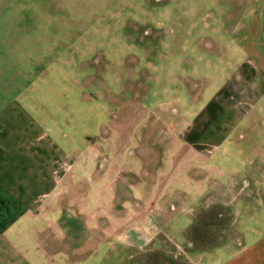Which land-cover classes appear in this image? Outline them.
<instances>
[{
  "label": "rangeland",
  "instance_id": "1",
  "mask_svg": "<svg viewBox=\"0 0 264 264\" xmlns=\"http://www.w3.org/2000/svg\"><path fill=\"white\" fill-rule=\"evenodd\" d=\"M50 64L64 68L56 71L59 83L67 75L77 83L72 106L77 88L87 93L83 130L98 133L104 114H114L115 165L104 181L100 175L85 181L84 200L96 204L102 221L94 241L99 254L89 264L102 258L103 264H151L147 208L152 215L159 209L160 188L180 187L184 205L197 208L193 189L211 184L206 162L200 172L192 155L178 167L181 177L176 156L167 166L170 145L163 140L185 137L180 126L221 89L238 87L248 66L264 71V0H0V104L12 102ZM182 207L170 208L168 218H177L168 231L191 220Z\"/></svg>",
  "mask_w": 264,
  "mask_h": 264
},
{
  "label": "crops",
  "instance_id": "2",
  "mask_svg": "<svg viewBox=\"0 0 264 264\" xmlns=\"http://www.w3.org/2000/svg\"><path fill=\"white\" fill-rule=\"evenodd\" d=\"M55 64L46 65L12 102L0 104V264H89L99 254V243L94 241L102 221L96 204L84 200L85 181L109 173L115 165L116 140L110 136L114 114H104L98 133L83 130L80 122L87 115L80 104L87 93L77 88L72 106L71 84L76 82L67 75L59 83L56 71L64 68ZM261 69L248 66L238 87L221 89L193 121L179 124L185 137L168 134L163 140L170 145V155L164 158L167 166L168 159L176 156L174 168L181 177L184 168L178 167L192 155L200 172L206 162L211 184L193 189L200 201L197 208L184 205L186 191L180 187L174 192L160 188L155 198L161 200L159 209L152 215L153 209L147 208L151 264H264ZM208 189L212 193L201 199ZM180 202L191 220L177 221L168 231L177 218H168L170 208L176 209ZM189 224L198 229L192 249L186 248ZM107 253L114 255L112 248ZM103 261L96 259L95 264Z\"/></svg>",
  "mask_w": 264,
  "mask_h": 264
},
{
  "label": "trees",
  "instance_id": "3",
  "mask_svg": "<svg viewBox=\"0 0 264 264\" xmlns=\"http://www.w3.org/2000/svg\"><path fill=\"white\" fill-rule=\"evenodd\" d=\"M197 235H198L197 224H193L188 231L189 239H188V243L186 245L187 249L196 248V246H197V241H196Z\"/></svg>",
  "mask_w": 264,
  "mask_h": 264
}]
</instances>
